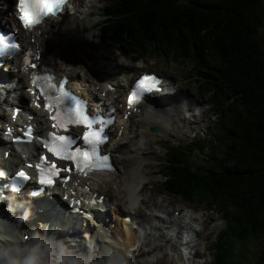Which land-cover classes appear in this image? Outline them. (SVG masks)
<instances>
[{
  "label": "trees",
  "instance_id": "1",
  "mask_svg": "<svg viewBox=\"0 0 264 264\" xmlns=\"http://www.w3.org/2000/svg\"><path fill=\"white\" fill-rule=\"evenodd\" d=\"M260 3L111 0L98 33L123 52L194 64L189 71L216 118L208 140L221 146L192 142L183 159L177 147H166L161 189L225 221L212 244L214 264H239L247 242L260 245L251 263L264 264V60L253 36Z\"/></svg>",
  "mask_w": 264,
  "mask_h": 264
},
{
  "label": "bare ground",
  "instance_id": "2",
  "mask_svg": "<svg viewBox=\"0 0 264 264\" xmlns=\"http://www.w3.org/2000/svg\"><path fill=\"white\" fill-rule=\"evenodd\" d=\"M73 7L76 8L75 6ZM68 12L69 9L67 10L66 7V11H65L66 14L64 13L65 14L64 16L60 15L56 18L47 20L46 22L43 23L42 26L35 29L33 37L28 36L22 39V37L20 36L21 41L16 40L15 42L19 45V47L24 46L25 50L28 51L36 52L35 49H39L41 56L40 66L42 68L49 70L51 73L57 75L58 77L65 75L69 77L71 81L80 82L81 85L84 83H88L89 87L91 85L94 89L98 87L100 93L104 92L105 96L112 97V99L108 98L109 101L108 103L113 105L116 104V106L123 104L122 108L123 107L125 108L126 99H123L122 93L125 92L126 89L128 90L130 88L132 81L135 79L133 78L135 74H133L131 77L129 73L127 74L126 72L125 74L123 70L129 68V70L135 71L136 64H130L126 60H120V65L122 64L123 66L121 70H117L111 73L103 72L101 76H99L98 74L96 76H90L89 74H87V76L84 75L83 77H81L77 73H75L74 69L76 68H73L72 65H78V63H80V60L74 56H79L80 59L87 61L89 63L90 61L96 60V58L95 59L87 58V56L85 55L86 53L85 54L80 53L79 51L78 53H76L74 51L75 47L73 45V43H77V42L80 45V43L83 41V35L85 33V29L91 25L92 20H84L80 25H77L75 24L74 20L70 18ZM2 20H7V23L10 22V20L5 16V14L0 13V21ZM64 29H71V33H72L71 36H69L65 40L62 38L61 35V32ZM5 34L8 35L7 33ZM64 49H68L69 51H71L72 55L70 56L66 53L60 52L61 50L65 51ZM81 51L84 50L81 49ZM97 58H99V56ZM16 59L19 60L20 56H17ZM87 62L86 64H88ZM93 66L94 65H92V68ZM99 66H100V62L99 63L97 62V64H95V67L98 70H99ZM120 76L124 77L123 83L119 84L118 82L115 81L114 92L112 93L111 90L108 91L106 87L109 81L113 79L117 80ZM89 77H91L92 80H89L88 79ZM163 86L164 88L162 89V91L158 93V95L153 96L151 101L148 104H146L147 108H145V110L139 108L140 111L135 118L137 123H140V127H141L140 134L143 135V138L145 137V135H147V137H150L151 141L153 142L152 145H156L157 140L153 138L154 137L153 133L149 131L148 128L150 126L146 129L148 130L147 132L142 133V128L144 127L143 122L148 124L151 118L158 117L161 120L159 119L160 121H156V122L153 121V123L151 124L158 126L162 131L166 132V129L164 127L165 124L163 123V120L165 118L161 117L158 112H160L161 110L163 111L167 110L169 112L172 111V114L178 113L179 118H175L174 120L176 121L177 119H179L178 123H181V126L184 127L185 126L184 123H186L188 120L187 113L190 111L188 107V103L184 102V100L180 96H178L177 90H175L172 97L167 98L169 95V93L167 92L174 89V84L166 77H164ZM165 91L167 92L165 93ZM113 94L116 95L115 98L113 97L114 96ZM24 98H26L25 93L21 95V100ZM163 100H167L168 103L166 102L163 103ZM191 100L192 101H188V102L196 106L198 105L199 101H195L194 99ZM185 105H187V108L184 107ZM141 111L144 113V115L141 114ZM34 114L36 116V121H39L41 126H45L48 128L49 124L46 120V117L42 118V114L40 112H34ZM127 114H128V110L125 109V113L123 114L122 111L117 119V122L119 121L118 128H120L121 130L120 138L116 141L114 140L115 139L114 137L111 143L106 148V152H109L111 154V158L116 164V169L114 174L109 173L111 174L110 176L113 175L115 176V180L110 182H100V183L89 180L90 186L92 188L91 190L92 195L95 193H100V194L94 196L84 195L83 193L80 192V189L78 188L76 189V193L73 197L74 201L76 199L80 200L79 206L75 204L74 207L76 206L79 207L80 210H82L83 213L85 214V213H92L93 207L95 206L92 203V201L94 199L96 200L100 198L101 197L100 195H104L105 197H107L109 202L112 203L113 201L112 204L114 207L111 210L112 212L111 215L113 216V218L112 219L110 218L111 222L108 221V223L106 222L107 224L104 223L102 226H98L93 229L91 228L89 229V231L91 232H89L87 229L88 225L90 224L89 216L85 215L86 222L84 223V225H82L81 220L77 222H72L70 221L69 218L70 216H72L70 211H68L66 207L60 205L59 203H54L53 206L50 207V204L53 202L52 200H50L43 203L45 204V207L47 209L44 210L42 215H38V214L34 215L32 220L26 221L23 226L31 230V228L34 225H36L38 222H42L41 227L43 228L44 225L51 218H54L55 224L48 227L49 231L58 232L59 235H63V236L75 237V239L72 241L74 245L80 243L84 247L91 248L92 254L93 255L96 254L94 256L95 264L96 263L99 264L104 259L106 249H111L112 251L117 252L120 255L126 254L127 256L132 252V258L135 260V258L137 257V255H134L135 250L142 246H147L148 249H151L152 251L155 250V252L160 251L162 246H164L163 248H166V246L172 247L174 249L175 254L178 255L177 257L179 258L180 262L182 263H184L185 261L187 262L192 256L194 257V259L191 258V260L195 262L194 261L196 260L195 257L198 255L197 253L198 251L193 252V250L195 249V239H198L200 233L203 231L202 227L206 225L205 219L203 220L201 216L195 217L194 213L191 212L190 210H187V207L185 206L183 207V205L177 206V209L173 210L174 211L172 212L173 214L169 215L167 209L170 210L171 206H169L168 204H163L162 200L160 201L156 197L154 201L157 203V205L152 206V208H148L146 205H144L145 203L143 204V201L146 199V197L149 196H142V194L140 195L136 191L135 185L138 184L139 185L138 188L140 189L143 187V183H144L142 181V177L144 176L141 173L138 174V171L142 170V167H138V166L139 165L143 166L144 162L142 161L146 159L145 158L146 156L140 158L142 154L141 149H143L145 146H146L145 149H149V146L152 145H150V142H143V140L140 141L135 139L134 136L131 138L128 136L130 133L129 126H127V121H125V116H124ZM5 115L6 114L4 113L0 114V124H2L0 125V132L3 129L4 122L10 121L7 118H5ZM5 145H6L5 138L0 136V149H1L0 169L1 168L8 169L10 167L11 169H13L16 163L15 160L11 158V155L15 157L16 154L13 153L10 155L9 160L8 159L4 160L3 153L5 150H7L4 148ZM129 146H131V148L132 146L133 147L137 146V149L135 150L137 157L133 158L129 155ZM133 169L136 170L133 171ZM85 174L86 176L90 175V173H85ZM139 176H141V178ZM59 187H60V180L57 179L53 189L58 190ZM66 187L70 188L71 184L70 183L67 184ZM126 188L135 189V196L138 197V201H136V207L133 211L128 210V204L132 202V196L129 193H126ZM66 192L69 193V190L67 189ZM92 197L94 199H92ZM166 206H169V208L166 209ZM36 207H41V206L40 204H36ZM124 209H127V212L129 213H125L123 211ZM141 209H143V211H147L148 213L143 214L141 216L140 215ZM32 211L34 212L33 208ZM175 212L178 213L176 215L178 217H174ZM79 213L82 212L75 211L74 215L76 218H80L78 215ZM0 215L6 217L8 216V213L2 210L0 212ZM82 217L84 218V215ZM127 217L130 218L131 220L130 223H127L128 221ZM112 220H114V222H112ZM113 223L114 225L112 229L110 228V225ZM82 226H84L85 228H82ZM57 227H59L60 230L56 231ZM196 228H199V230H196ZM68 230H70L71 233L68 232ZM148 231L150 237L153 239V242L150 245H147L148 238H146L147 236H145L147 235L146 232ZM193 231L194 234H192ZM182 232L191 234L190 238L186 242H184V244H181L179 242L180 240L179 236ZM25 236H27L26 239L29 238L28 233H25ZM100 241H102L103 243L102 245L100 244ZM110 241L111 243H107ZM186 257H188L189 259H186ZM149 262L150 260H147L142 264H147Z\"/></svg>",
  "mask_w": 264,
  "mask_h": 264
},
{
  "label": "rangeland",
  "instance_id": "3",
  "mask_svg": "<svg viewBox=\"0 0 264 264\" xmlns=\"http://www.w3.org/2000/svg\"><path fill=\"white\" fill-rule=\"evenodd\" d=\"M78 2L83 3L84 5V7L82 5L80 6V9H79L80 15H79V12H76L75 14H73L75 12V9L78 8ZM260 2L261 3L258 8L259 9L258 12H259V18L261 20L259 21L258 25L254 26L253 31H255V33L253 34V36L257 38V40L260 42L259 44L262 50V58L264 60V0H260ZM73 6H75L76 8H74ZM104 6H105V0H79L77 2L73 1L71 5L69 6L70 7L69 15H71L72 17L74 16L73 20L75 24L80 25L82 21L84 20H92L91 25L85 29V33L83 35V41L80 43V45L78 42L73 44L74 47L76 48V49L74 48V51L76 53H78V51L80 53H84V54L86 53L85 55L89 59L96 58L95 61H90V63L88 64H86V62H84V64L79 63L78 65L74 67L76 68L74 70L76 71V73L79 74V76H82V77L84 75L87 76V74H89L90 76H96L97 74L101 76L103 72L111 73L117 70H121L123 66L122 64L120 65V60H126L130 64H136L135 65L136 70L131 71L129 70V68H127L123 70L125 74L127 72V74L129 73L131 77L133 74H135L133 78L136 79L137 76L143 72H153V71L158 72L159 74L164 75V77H168L170 81L174 84V89L168 91V93H173V91L175 92V90H177L178 95L182 97H186V95H189L192 99L199 101L198 108L201 113V117L200 116L192 117L197 112V109L194 111H189L188 115L190 118H188L187 122L184 123L185 125L184 127L181 126V123H178L179 119H177L176 121L174 120L175 118H179L178 113L172 114V113H165L164 111L160 115L161 117L165 118L163 120V123L165 124L164 127L166 129V132L162 131L159 128V132L157 134H153L154 135L153 138L157 140L156 145H152L153 142L151 141L150 137H147V135H145V137L143 138V135L140 134L141 132L140 123H137L135 119L139 112L132 113L130 116L128 115L129 117L128 116L125 117V121H127V126H129L130 133L128 136L130 138L134 136L135 139L140 140V141L143 140V142H150V145H152V146H149V149H145L146 146L143 149H141L142 154L140 158H143L146 156L145 157L146 159L142 161L144 162L143 166L141 165L138 166V167H142V170L138 171V174L141 173L144 176L142 177V181L144 183H143V187L140 189L138 188L139 186L138 184L135 185L136 191L140 195L142 194V196H149V197H146V199L143 201V204L145 203L144 205H146L148 208H152V206L157 205L154 199L158 198L160 201L162 200L163 204H168L169 206H171L170 210L167 209L169 208V206H166V209L169 215L173 214L172 212H174L173 210L177 209V206L183 205V207L184 206L187 207V210H190L191 212H193L195 217L201 216L203 220L205 219L206 225L202 227L203 231L200 233L198 237L199 241L197 242V245H195V249L193 250V252L198 251L197 252L198 255L195 257L198 263L205 261L204 264H214L213 262L214 255L212 254V249H211L212 243L214 242L215 236L224 229L225 221L221 219L220 216L214 210H210V208H207V206L205 205L191 204L189 202H185L177 197L169 195L166 192L168 194L167 195L163 190H161V186L163 182L165 181L164 174L161 172V170L163 169L162 167L164 165L163 162L165 161V158H166V155H165L166 148L165 147H169V146H172L175 148L177 147L176 148L177 153L181 156V159H183L187 155H192L193 151L190 146L192 142L197 141L198 144H200L202 148L205 150L211 147L221 146L220 144L215 143V142H210L207 139V132L209 130L208 126L210 122L212 121V118L208 114V108L206 105L207 103L206 95L204 96L201 92L198 91L199 90L198 87H200V84L194 81L195 75L188 74V69H190V67H194V64L191 65L190 63H185V62L179 61L178 59L173 60V59L165 58V60H162L159 58H153V59L146 58V57L141 58L135 54L124 55L114 49L107 48L106 46H101L96 40V31H97L96 27L101 22L100 20L101 12H102L101 8H103ZM62 32H61L62 38L65 39L63 37ZM81 49L84 51H81ZM64 50L65 51L61 50L60 52L66 53L69 55L72 54L71 51H69L68 49H64ZM96 50L97 52H95ZM97 55L99 56V58H97L98 57ZM75 57L79 58V56H75ZM177 61L180 63L176 64ZM97 62L98 63L100 62L99 70L95 67V64H97ZM81 65H85L84 69H87V70L86 71L82 70L80 68ZM92 65H94L93 68H92ZM119 78L116 80V82H118L119 84H122L124 77L120 76ZM88 79L92 80L91 77H89ZM97 88L98 87H96L95 89L97 90ZM95 89L93 87L89 88V90L93 93H96ZM126 91L127 90H125V92L122 93L123 99H124V94L126 93ZM214 92L215 91L212 92L210 90L209 93L212 95H216V93ZM170 97L172 96H168L167 98H170ZM145 108H147L146 104L141 109L145 110ZM0 113H2V111ZM141 114L144 115L142 111H141ZM166 115H169L168 119H166L167 117ZM191 118H193L194 120L192 121ZM159 119L160 118L158 117L157 118L153 117L150 119V122H148V124L143 122L144 127L142 128V133L147 132L148 130L146 129L149 126L156 127L155 125H152L151 123H153V121L155 122L160 121L161 119L160 120ZM191 123H192V126H190ZM148 138H149V141H148ZM136 149H137V146H134V147L132 146V148L131 146H129V155L133 158L137 157L136 151H135ZM205 153L206 151L204 152V154ZM200 158H203V157L200 155ZM194 162L196 163L195 159H194ZM135 170L136 169H133V171ZM110 175L111 174L109 173H106L103 175H96L97 177L93 176L92 178H90V180L97 182V183L98 182L99 183L100 182H110V181L115 180V176L113 175L114 176L113 177ZM139 177L141 178V176ZM58 198L60 199L61 195H59ZM112 203L111 202L109 203L110 208L114 207ZM123 211L125 213H129L127 212V209H124ZM194 211H196L197 213ZM147 213H148L147 211H143V209H141L140 215L142 216L143 214H147ZM174 217H178V216L175 215ZM104 218H106L107 221L109 218V222H111L110 220L111 216H109V214L107 215L104 214L101 217V220L103 221ZM112 222H114V220H112ZM112 225H114V223ZM146 234L147 235L145 236H147L146 238H148L147 245H150L153 242V239L150 237L149 231ZM100 242L102 243V241ZM107 243H111V241ZM259 246L260 245H258V243L254 244V242H249V243L247 242L245 245H241L240 246L241 256L238 259L239 264H252L251 261H254L256 258H258L257 252L260 250ZM163 247L164 246H162L160 251L158 252H155V250L152 251L151 249H148L147 246L139 247L138 249L135 250V253H134V255H137L135 260L132 258V252L128 256L126 254L125 255L121 254V256H123L124 258V264H142L143 262H146L147 260H150V262L147 264H180L182 263L180 262L179 258L177 257L178 255L175 254L174 249L172 247H167V246L166 248H163ZM95 255L96 254H94L93 256ZM191 258L194 259L193 256Z\"/></svg>",
  "mask_w": 264,
  "mask_h": 264
},
{
  "label": "snow or ice",
  "instance_id": "4",
  "mask_svg": "<svg viewBox=\"0 0 264 264\" xmlns=\"http://www.w3.org/2000/svg\"><path fill=\"white\" fill-rule=\"evenodd\" d=\"M66 0H16V11L13 13L18 18L22 28L31 31L38 26L45 17L55 18L61 11V7ZM18 37L14 34L0 35V52L16 53L19 51V45L14 42ZM29 53L25 54L24 63L29 64ZM37 57L33 58L30 67L37 69ZM41 80L46 83L41 84ZM51 80L49 74L41 73L39 76L35 71L31 73L30 83L32 87L29 92L37 90L36 95L42 101L43 108L48 112V119L51 121L50 127L54 131H49L46 137L37 138L42 147L50 154L47 158L45 155L39 157L41 163L36 165L40 173L39 185L51 187L53 178L57 177L61 171L68 172L70 169L67 165L58 167L56 161L71 162L72 169L79 171L81 174L94 169H102L112 171L110 157L101 154L98 146L104 142L101 130L95 127L96 116L90 115L85 111V103L71 94V91L65 89V81L61 80L59 86ZM157 80L154 76H141L132 88L128 100L139 101L142 95L155 88ZM36 107H40L41 103L33 100ZM15 116V111L13 112ZM103 123V121H100ZM111 123V121H109ZM83 128V132L79 137L71 135V128ZM31 126L26 130H21V136L14 137V142H19L22 138L25 142H31ZM77 139L82 140L84 147L75 146ZM51 159L52 163L47 161ZM31 166V165H29ZM29 177L23 170L17 171L15 177L11 178L12 190L18 191V181H28ZM66 179V178H63ZM32 195H35L33 193ZM75 203H79L76 201Z\"/></svg>",
  "mask_w": 264,
  "mask_h": 264
},
{
  "label": "clouds",
  "instance_id": "5",
  "mask_svg": "<svg viewBox=\"0 0 264 264\" xmlns=\"http://www.w3.org/2000/svg\"><path fill=\"white\" fill-rule=\"evenodd\" d=\"M132 196L128 210L133 211L138 197L135 189L126 188ZM8 216H0V264H95L92 249L73 244L75 237L50 232L48 225L38 222L31 230L23 225L33 216L30 201L0 196ZM25 233L29 238L25 239ZM100 264H124V258L111 249L105 250Z\"/></svg>",
  "mask_w": 264,
  "mask_h": 264
},
{
  "label": "water",
  "instance_id": "6",
  "mask_svg": "<svg viewBox=\"0 0 264 264\" xmlns=\"http://www.w3.org/2000/svg\"><path fill=\"white\" fill-rule=\"evenodd\" d=\"M150 131L152 133H157L159 130L156 127H152Z\"/></svg>",
  "mask_w": 264,
  "mask_h": 264
}]
</instances>
